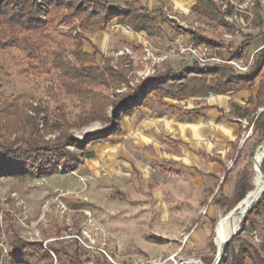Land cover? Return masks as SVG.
Segmentation results:
<instances>
[{"label": "rangeland", "instance_id": "obj_1", "mask_svg": "<svg viewBox=\"0 0 264 264\" xmlns=\"http://www.w3.org/2000/svg\"><path fill=\"white\" fill-rule=\"evenodd\" d=\"M175 1L177 0H162L163 11L158 18L159 25L170 24L168 21L173 20L175 25L182 24L180 28L176 27L178 32L186 33L182 28H190V25L195 23L196 26H200L199 29L208 32L215 42L226 40L222 36L226 28L208 24L192 12L190 13V9L186 13L177 12ZM177 4L179 5L181 2ZM257 7L264 12L258 2L247 10V14H242L238 22L233 23L232 26L240 29L241 22L244 20L245 23V18L253 16ZM42 18L46 20L44 16ZM78 24L79 21L76 19L68 24L54 22L45 34L62 36L66 40L69 36L73 37L76 34H82L84 38L87 36L99 45L104 55L112 57L111 64H116L120 57H115V54L127 48L131 55H128L129 61L132 62V69L128 75L130 88H134L157 74H164L169 70L177 73L193 64L190 60L185 59L166 61L159 63L152 74L145 76L142 74L143 69L150 63V60L144 59L145 44H149L154 53L164 51L169 42L167 34L158 32L156 27L150 31V34L143 37L142 45H125L116 42L110 44L112 29L105 30L101 41L97 42L92 30L82 29L78 27ZM74 26L76 28L72 29ZM39 40L38 36L30 39L27 34H22L19 48L0 49V111L5 105H11L10 112L14 113L16 105L25 102L33 106L35 104L41 106L44 111L37 117L35 128L25 125L21 115H14L17 125L24 129L13 134L9 138L10 141L21 137L39 147L65 144V150L74 154L77 161L75 165L73 164L72 170L66 169L60 163L55 166V171L48 175L30 172L26 176L0 177V238L4 235V240L9 243L11 237L5 233L9 223L22 238L28 241L29 238H36V236L41 241L53 240L64 232H61L64 228L77 230L83 224H89L90 226L86 229L96 242L101 243L103 236H106V241H108L105 248L113 251L120 261L129 258L134 260L165 258L176 248L177 244L167 245V243L158 242L153 233L162 229L158 220L166 209H168L170 217L172 216L167 201L171 199V187L177 184L178 179H173L171 175L173 172L165 164V161L162 164L167 169H161L162 160L158 156V153L161 155L164 153L161 149L152 150L153 147L149 143H145L148 140L145 137H139L142 140L139 146L133 145L132 139L127 138L137 134L138 130L143 131L140 127L142 122L152 123L149 119L152 117L155 119L160 113H167L169 104H173L174 101L169 98L158 101L153 97L147 104V110L135 107L131 116L115 120L110 103L118 92L127 93L129 89L125 85L117 93L102 89L108 99V106L104 112L105 120L103 122L92 121L81 127L78 117L90 108V100L84 97L79 99L74 95L59 91L57 73L50 69L47 60L48 43L43 40L39 42ZM37 44L40 45L37 46ZM70 44L69 42L66 47L68 52L71 50ZM210 53L220 56L216 49H210ZM68 59L71 60L72 57L69 55ZM96 60L99 63L100 56H97ZM36 64H39L42 72L31 67ZM159 102H165L166 109L159 108L157 106ZM154 111H156V116L153 115ZM59 113L63 115V121L59 123L62 132L81 143L85 142L89 138L88 136L96 137L111 123L120 124L121 133L110 137L111 143L87 145L82 153L72 144H67L64 139H60L61 130L54 131L52 129ZM28 114L34 116L31 111H28ZM130 118L132 121H129ZM4 122L3 120V127ZM128 122L129 125H127ZM153 129L155 128L152 127L151 132L148 128L145 130L155 136ZM0 135L3 138L6 137L4 130L0 132ZM254 145L255 142H251L248 149L252 151ZM164 149L165 152L170 151V148ZM251 154L253 156V153ZM121 161L126 162L125 166L124 163L121 164ZM256 163L257 160L253 167ZM132 167L136 173L131 172ZM250 170H252L254 178L252 165ZM160 198L164 199L160 200ZM263 202L264 200L260 206ZM233 213L227 217L225 216L228 213L220 219L218 218L219 220L217 219L215 226L212 227L206 241L188 249L184 254L200 258L203 264H212L217 251L214 242L216 225L220 220L228 219ZM254 213L248 217L247 221L253 218ZM242 220L243 218H241ZM177 222L170 218L165 225L169 226L171 223ZM240 224L237 230L240 229ZM236 234L235 240L228 247H224L225 258L222 264H225L227 258L230 257L232 244L237 242L238 236L241 235L239 232ZM57 243L51 242L50 244L56 245Z\"/></svg>", "mask_w": 264, "mask_h": 264}, {"label": "trees", "instance_id": "obj_2", "mask_svg": "<svg viewBox=\"0 0 264 264\" xmlns=\"http://www.w3.org/2000/svg\"><path fill=\"white\" fill-rule=\"evenodd\" d=\"M37 1L0 0V49L19 48L22 34H27L30 39L38 36L39 42L41 40L47 42V60L50 69L57 73L59 91L74 95L79 99L84 97L90 100V108L78 117L81 127L92 121L103 122L105 120L104 112L108 106L105 91L111 90L117 93L123 85L129 89L127 93L118 92L110 103L113 109V118L121 120L131 116L135 107H145L153 97L157 100L163 98L180 100L207 96L208 94L239 91L254 82L261 67L262 54L253 56L252 63L245 73H239L225 63L214 64L205 68H200L193 63L190 67L183 68L177 73L169 70L164 74H157L147 81L141 82L134 88H130L128 75L132 69V62L129 61L128 55L120 56L116 64H111L113 62L112 57L100 54L96 48H93L92 54L84 52L82 47L85 38L82 34L69 36L66 40L62 36H48L45 32L54 22L68 24L76 19L79 21L78 27L88 28L93 32L103 31L115 21L116 24L128 27L134 32L150 34V31L157 27V19L150 11L134 2L125 3L124 7L120 8L112 6L104 0H40V4ZM222 1L226 0H195L192 11L206 21L228 26V30L233 31V28L224 19L221 9ZM227 11L231 13L232 7L228 6ZM43 16L46 20L42 18ZM75 28L76 26L72 29ZM187 32L189 40L194 43L205 44L210 49H216L219 53L224 47L222 42H214L197 32L190 30ZM68 41L71 43L69 52L66 48ZM39 45L37 44V46ZM244 48L245 46L239 50L228 52V58L242 59ZM69 55L72 57L71 60L68 59ZM97 56H100L99 63L96 60ZM31 67L41 70L39 64ZM210 81L213 83L210 84ZM10 106L5 105L0 111V132L4 130L6 135L5 138L0 135V177L26 176L30 172L48 175L54 172L55 166L60 163L66 169L72 170L77 159L74 154L65 150V144L39 147L21 137L10 141L9 138L13 134L24 129L17 125L14 115H21L25 125L35 128L37 117L44 111L39 105L33 106L25 102L16 105L14 113H11ZM28 111H31L34 116L29 115ZM245 115L246 112L239 116ZM62 118L63 115L57 114V119L52 126L54 131L61 130L62 132V127L59 125L60 121H63ZM3 120L5 121L4 127ZM63 133L62 136H59L60 139H64L65 143L72 144L77 150L84 153L87 145L106 143L110 137L121 133V128L120 124L111 123L106 130L100 131L96 137L88 136L89 138L83 143ZM251 136L257 138L254 148L264 141V110L254 120ZM260 153L261 148L256 152L255 160H258ZM240 154L241 151L235 161L239 159ZM251 162L252 154L250 153L248 162L236 180L233 200L226 209L225 215L253 188ZM260 170L264 175V156ZM263 200L264 193L241 221L240 230L243 229L248 217L258 210ZM66 229L64 228L61 232ZM5 233L11 237L9 240L10 256L16 260L17 264H54L52 256L43 248L42 242H31L22 238L13 229V226L11 227V223L8 224ZM236 236L229 240L227 247L235 240ZM48 248L55 255L56 264L83 263L84 252L76 242H58L56 245L50 244ZM246 253L243 251L230 254L225 264H242Z\"/></svg>", "mask_w": 264, "mask_h": 264}, {"label": "crops", "instance_id": "obj_3", "mask_svg": "<svg viewBox=\"0 0 264 264\" xmlns=\"http://www.w3.org/2000/svg\"><path fill=\"white\" fill-rule=\"evenodd\" d=\"M104 1L120 8H123L125 3L128 2H134L145 7L157 19V31L167 34L169 38L168 45L174 37H180L189 42L188 30L197 32L199 35L214 41L208 32L199 29L200 26H196L195 23L190 25V28L181 27L187 34L178 32L175 27L180 28L182 24L175 25L173 20L168 21L170 24L159 25L158 18L163 11L162 0ZM175 2L177 12L186 13L190 9V13L192 12V14L199 17L192 11L195 0L189 2L188 0H177ZM179 2L181 4L178 5ZM206 22L222 27V25L214 22ZM229 25L233 28V31H229L228 26H223L226 29L223 28L225 32L222 36L226 40L222 42L224 47L220 51V56L224 60H234L240 66H245L250 60L252 63L253 56L262 54L261 67L254 82L236 92L208 94L207 96L189 97L180 100L171 99L174 103L169 104L167 113H160L155 119H153L154 117L149 119L152 123L142 122L140 125L143 131L148 128L151 132L152 127H154L153 133L157 137L146 132V130L144 132L138 130V133L135 134L137 136L132 135L127 138L132 139L133 145L139 146L142 143L139 137H145V139H148L145 143H149L153 147L152 150L155 151V148L161 149L164 152L163 156L158 153L162 160L160 163L162 165L161 169H167L162 164L165 161V164L173 172L171 174L173 179H178L177 184L171 187L170 202L167 201L172 216L170 217L168 209H166L160 219L158 218L162 229L153 233L158 242L167 243V245L177 244L176 248L169 254L180 247L181 234L188 232L194 226L196 228L183 248V253L206 241L217 219L225 214L226 209L231 204L236 180L244 165L248 162L249 154L253 153L254 150V147L252 151L248 147L251 142L256 143L257 141L256 136L245 138V134L249 126L253 125L258 114L264 110V12L257 7L253 16L248 19L245 18V23L244 20L241 22L242 27L240 29L232 26L234 24ZM109 29H112L110 44L116 42L125 45H142L143 37L147 34L145 32H134L128 27L118 25L113 21L103 31L93 33L96 41H101L104 31ZM88 39L85 36L82 47L84 52L92 54L94 52L93 48H96L100 54L104 55L99 45L94 43L91 38ZM244 46L242 59L228 58V52L239 50ZM212 83L210 81V84ZM164 99L166 98L161 100ZM164 103L159 102L157 106L166 109ZM146 107L147 105L140 108L147 110ZM244 112H246V115L240 117L239 115L244 114ZM153 115L156 116V111L153 112ZM154 120L156 122H153ZM249 122L250 125H248ZM129 124L128 122L127 125ZM111 142L110 139L107 143ZM164 148H170V151L165 152ZM240 151V157L235 161ZM123 163L125 166L126 162L121 161V164ZM140 171L142 170L140 169ZM131 172L136 173L134 167L131 168ZM163 199L160 198V200ZM170 218L178 222L166 226ZM252 232L257 235V243L250 236ZM240 233L238 241L232 244L231 254L246 251L242 264H264V202L254 213L253 218L246 221Z\"/></svg>", "mask_w": 264, "mask_h": 264}, {"label": "built area", "instance_id": "obj_4", "mask_svg": "<svg viewBox=\"0 0 264 264\" xmlns=\"http://www.w3.org/2000/svg\"><path fill=\"white\" fill-rule=\"evenodd\" d=\"M260 3L262 8L264 9V0H229L221 2V9L223 11L224 19L228 23H237L239 17L242 14H247V10L252 8L256 3ZM40 4V0H38ZM228 6L232 7V12L228 13ZM144 59L150 60V63L144 67L142 74L145 76L152 74L154 72V68L159 64L170 60L176 59H185L190 60L195 63L200 68H205L212 66L214 64H228L239 73H245L249 65L251 64V60L245 66H240L234 60H224L220 56L212 55L210 53V49L205 44H197L192 41H184L180 37H174L170 41L169 45L164 51L159 53H154L150 48L149 44H145L143 48ZM130 55V51L127 48H124L121 51H118L115 54V57L122 55ZM131 56V55H130ZM132 59V57H130ZM140 75V74H139ZM252 125L249 126L245 138L251 136ZM89 224H83L77 230H64V232L58 236L57 238L51 240L41 241L36 238H29L31 242H42L43 248L50 253L53 258L54 264H56L55 255L49 250L48 246L51 242H76V244L83 250V263L82 264H203L200 258L195 256L185 255L183 253V248L187 244L190 235L196 228V226L192 227L186 233L181 234V244L180 247L173 253L169 254L165 258H156L152 260L148 259H123L118 260L115 253L111 250L106 249L107 241L106 236H103V241L101 243H97L95 238L91 236V234L87 231V227ZM3 235V234H2ZM252 240L257 243L258 238L255 232L250 234ZM4 235L0 238V264H17L16 260L10 256V247L9 243L4 240ZM223 260L220 262L222 264ZM27 264V263H23Z\"/></svg>", "mask_w": 264, "mask_h": 264}, {"label": "bare ground", "instance_id": "obj_5", "mask_svg": "<svg viewBox=\"0 0 264 264\" xmlns=\"http://www.w3.org/2000/svg\"><path fill=\"white\" fill-rule=\"evenodd\" d=\"M264 154V146L261 148L260 156L257 160L256 165L253 167L254 178H253V189L248 192L243 201L238 205V209L226 220H220L215 228L214 242L217 248L216 254L220 253V248L226 243L227 239L232 235L233 232H237L238 225L240 224L243 212L247 209L251 201H254L260 195L264 181L260 177L257 170V165L261 163ZM255 156V155H254ZM216 256V255H215Z\"/></svg>", "mask_w": 264, "mask_h": 264}, {"label": "water", "instance_id": "obj_6", "mask_svg": "<svg viewBox=\"0 0 264 264\" xmlns=\"http://www.w3.org/2000/svg\"><path fill=\"white\" fill-rule=\"evenodd\" d=\"M264 146V141L263 142H261L256 148H255V150H254V152H253V156H252V169H253V165H254V162H255V160H254V155L256 154V152L260 149V148H262ZM263 156H264V154H263ZM263 158V157H262ZM260 164L261 163H259L258 165H257V170H258V172H259V174H260V177L262 178V180L264 181V175L262 174V172H261V170H260ZM263 193H264V187H263V189H262V191H261V193H260V195L258 196V198H256L254 201H251V204H250V206L247 208V209H245L244 210V212H243V215H242V218H244L245 217V215L253 208V206L258 202V200L261 198V196L263 195ZM247 196V195H246ZM245 196V197H246ZM244 197V198H245ZM243 200H241L225 217H227L228 215H230L231 213H233L234 211H236L237 209H238V205L242 202ZM217 226V225H216ZM237 232H239L240 233V229H238L237 230ZM237 234H236V232H233L232 233V235L227 239V241H226V243L223 245V247H221L220 248V253H217L216 254V256H215V259L213 260V262H212V264H220V262L222 261V260H224V258H225V256H224V254H223V252H224V247L225 246H227V244H228V242H229V240L231 239V238H233L234 236H236Z\"/></svg>", "mask_w": 264, "mask_h": 264}]
</instances>
